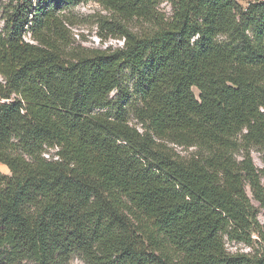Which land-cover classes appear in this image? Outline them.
Returning <instances> with one entry per match:
<instances>
[{"label":"trees","instance_id":"obj_1","mask_svg":"<svg viewBox=\"0 0 264 264\" xmlns=\"http://www.w3.org/2000/svg\"><path fill=\"white\" fill-rule=\"evenodd\" d=\"M85 1L0 9V264H264V1L94 0L105 49Z\"/></svg>","mask_w":264,"mask_h":264},{"label":"rangeland","instance_id":"obj_2","mask_svg":"<svg viewBox=\"0 0 264 264\" xmlns=\"http://www.w3.org/2000/svg\"><path fill=\"white\" fill-rule=\"evenodd\" d=\"M12 1L13 0H0V9H2L7 4H10ZM237 1L242 7L247 8L250 3H255L257 1L263 2L264 0H237ZM157 11L161 15H164L166 20L171 19L173 16L172 6L167 1H159L157 4ZM64 13L65 15L68 16V19L73 23L72 26H68L71 32L70 35L71 37L69 40L73 47L82 46L90 49L92 48L105 49L107 47L118 48L123 46V41L107 38L106 40H104V42H102L101 39L99 38L98 36L99 33H103L104 35H107L106 30L102 32L100 31V25L103 23L102 17H108L109 21H111L113 18H117L119 20L121 19L115 16L111 18V14L108 11L104 10V8L94 0H87L78 6L67 9ZM127 25L130 28V30H132L134 33L137 34L149 33L154 29L153 23L147 22L146 20L139 18L128 20ZM3 27H4V22L0 18V31H2ZM25 40L27 42L33 43V41L31 40V35H27ZM195 93L198 95L197 90H195ZM114 96L115 94L113 93L112 97ZM129 121L132 126H136L140 128V125L132 115L129 116ZM177 150L183 157H187L194 149L185 151L182 148H178ZM54 151L55 150H52L51 154H53ZM252 157L256 166L259 169H262L263 163H262L261 154L258 153L257 151H253ZM45 158H49V157H45ZM0 172L5 176L11 175L8 168L2 165L1 163H0ZM256 206L258 205L256 204ZM259 217L261 223L264 224L263 215L261 214ZM226 248L231 253H252L254 251L252 248H249L244 244L233 243L229 241H226ZM71 264H84V262L80 258L75 257L71 262Z\"/></svg>","mask_w":264,"mask_h":264},{"label":"built area","instance_id":"obj_3","mask_svg":"<svg viewBox=\"0 0 264 264\" xmlns=\"http://www.w3.org/2000/svg\"><path fill=\"white\" fill-rule=\"evenodd\" d=\"M0 103L9 104L10 100H3V99L0 98ZM45 157H49V156L45 155Z\"/></svg>","mask_w":264,"mask_h":264}]
</instances>
